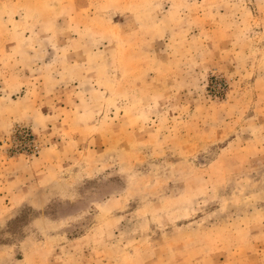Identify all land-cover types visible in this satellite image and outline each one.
I'll use <instances>...</instances> for the list:
<instances>
[{"label": "rangeland", "instance_id": "rangeland-1", "mask_svg": "<svg viewBox=\"0 0 264 264\" xmlns=\"http://www.w3.org/2000/svg\"><path fill=\"white\" fill-rule=\"evenodd\" d=\"M0 264H264V0H0Z\"/></svg>", "mask_w": 264, "mask_h": 264}]
</instances>
